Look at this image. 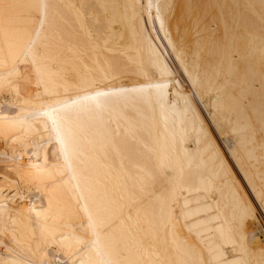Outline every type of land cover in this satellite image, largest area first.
I'll list each match as a JSON object with an SVG mask.
<instances>
[{
  "label": "bare ground",
  "instance_id": "1",
  "mask_svg": "<svg viewBox=\"0 0 264 264\" xmlns=\"http://www.w3.org/2000/svg\"><path fill=\"white\" fill-rule=\"evenodd\" d=\"M0 264H264V0H0Z\"/></svg>",
  "mask_w": 264,
  "mask_h": 264
},
{
  "label": "rangeland",
  "instance_id": "2",
  "mask_svg": "<svg viewBox=\"0 0 264 264\" xmlns=\"http://www.w3.org/2000/svg\"><path fill=\"white\" fill-rule=\"evenodd\" d=\"M198 108H199V110H200L201 115H202L203 117H205V115H204L202 109H201L200 107H198ZM204 119H206V118H204ZM211 131H212V130H211ZM213 134H214V133H213ZM223 141H224V143H225L228 147H231L232 144H233L231 135H226V136H224V137H223ZM218 144L220 145V143H218ZM221 149H222V147H221ZM222 150H223V149H222ZM223 152H224V151H223ZM259 217L261 218V216H259ZM261 221H262V218H261Z\"/></svg>",
  "mask_w": 264,
  "mask_h": 264
}]
</instances>
